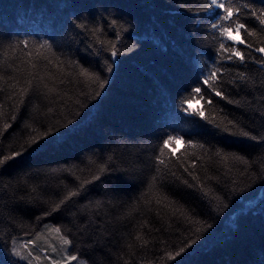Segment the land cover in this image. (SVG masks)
<instances>
[{"label": "trees", "instance_id": "trees-1", "mask_svg": "<svg viewBox=\"0 0 264 264\" xmlns=\"http://www.w3.org/2000/svg\"><path fill=\"white\" fill-rule=\"evenodd\" d=\"M207 8L0 0V158L51 133L0 166V264H264V25L235 44Z\"/></svg>", "mask_w": 264, "mask_h": 264}, {"label": "snow or ice", "instance_id": "snow-or-ice-1", "mask_svg": "<svg viewBox=\"0 0 264 264\" xmlns=\"http://www.w3.org/2000/svg\"><path fill=\"white\" fill-rule=\"evenodd\" d=\"M208 2V8L205 9V11L207 12H213L214 13V18H215V22L211 25L213 29H217L219 30L220 33V37L226 38V40L228 41H233L235 44H241V45H245L246 47H252L250 44H246L245 39L241 38L238 41L234 40V37L232 35L233 30H235V32L237 34H240L241 31H245L247 32V34L249 36H253L255 35V32L250 31L248 29V25L243 22L241 20V17L243 15H245L244 10L247 9V15L250 17L255 18L256 20H258L260 25H264V10H257L255 8H252L248 3H244L243 5H238L236 0H207ZM220 48L222 50H224L225 52L229 51V49L226 47L225 43H221L220 44ZM231 51V55H229L227 57V59L232 60L233 57H235L236 59H238L241 62H244L245 60V53L238 50L236 47H232L230 49ZM256 52L261 53L262 55H264V47H258L255 49ZM113 56L116 55V52L112 53ZM218 73H219V69H215L213 70L204 80L202 83V87L203 85H209L210 82L212 84H215V82L218 79ZM82 75H89L87 72L83 71L81 72ZM103 86V85H101ZM26 91V90H25ZM214 94L215 96L221 97L222 99H224V95L222 93V91L216 90L215 88H213ZM196 93H201V88H196L195 89ZM203 98V97H201ZM208 103L211 104L212 100L209 99ZM201 118H204V113L203 112H199L197 113ZM228 124L231 125L233 124L232 121H228ZM220 125H217V127H219ZM9 127L8 124L4 125V128L7 129ZM224 132H229V129L227 127H224L223 129ZM51 135V133L49 132H45L43 134V136L41 137H37L34 138L31 143L28 145L27 148H25L22 152H14L9 156H4L3 158H0V166H3L6 164L7 161L13 160L15 157L18 156H22L24 155L25 152L28 151H34L37 150L38 148L44 146L40 143L41 140L47 141V138ZM241 135L243 137H250L252 139H256V137H252L250 132L248 131H242ZM173 139V137H168V139H166L164 141V145L167 146ZM183 142V141H182ZM163 151V150H162ZM219 154V153H218ZM227 157H225L226 159ZM238 158V157H237ZM161 163H163V161H160ZM76 195V193H69L68 197H66L65 199L70 198L71 196ZM61 203H63V201H61ZM56 208H59V205L56 206ZM56 210V209H54ZM50 231H53L57 234L60 233V229L59 228H55V229H50ZM60 240L62 242L63 245L67 246L69 245L71 242L69 239L65 238L64 236H60ZM32 241H29L28 243L30 244ZM192 243H195V241H193ZM189 245H186V247ZM21 247L26 248L27 245H22ZM53 251H55V249H53ZM185 251V247H181L180 250L178 252L175 253L176 256H180L181 253H183ZM13 254L20 257L21 259H27V256H23L21 254L20 251H17L15 248L13 249ZM28 255L30 256L31 253H28ZM168 258L169 259H173V256L171 253L168 254ZM37 261H39L40 257H36L35 258ZM78 257L77 256H66L64 258V264H70L71 261H75L77 260ZM31 264V262H30Z\"/></svg>", "mask_w": 264, "mask_h": 264}, {"label": "rangeland", "instance_id": "rangeland-1", "mask_svg": "<svg viewBox=\"0 0 264 264\" xmlns=\"http://www.w3.org/2000/svg\"><path fill=\"white\" fill-rule=\"evenodd\" d=\"M232 35L234 37V40H236V41H238L239 39H241V34H237L235 31L232 32ZM187 105H188V107L190 109H193L195 107V105H196V102L190 101V102L187 103Z\"/></svg>", "mask_w": 264, "mask_h": 264}]
</instances>
